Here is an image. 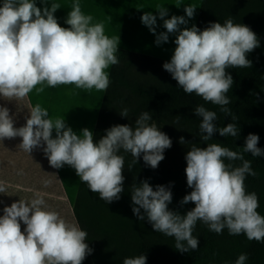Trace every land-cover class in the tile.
<instances>
[{"label": "clouds", "instance_id": "1", "mask_svg": "<svg viewBox=\"0 0 264 264\" xmlns=\"http://www.w3.org/2000/svg\"><path fill=\"white\" fill-rule=\"evenodd\" d=\"M3 0L0 6V97L22 100L35 90L39 95L45 87L75 85L85 91L106 92L110 79L106 71L119 63L116 56L119 37L105 34L102 22L93 23L79 0H74L65 18L68 27H62L54 15L60 4L40 0ZM179 7V6H177ZM195 7L184 6L185 16L168 15L165 5L156 11L166 32L156 33L157 16L151 11L141 16V22L155 36L156 45L168 42L169 34L178 33L170 61L163 64L178 86L186 94L201 97L205 102L220 106L225 117H237L227 107L226 95L233 86L229 68H250L247 54L260 46L257 35L246 25L234 23L231 18L210 23L201 30L190 28ZM200 118V139L207 142L215 133L221 137L238 138L240 128L231 122L217 126V113L203 105L194 108ZM119 114L128 118L129 110ZM149 111L135 119L134 126L114 125L105 130L98 141L88 128L75 132L64 118L52 119L48 110L39 103L31 106L26 123L15 127L7 107L0 106V141L21 138L17 147L29 155L41 149L54 169L65 165L75 170L79 180L97 193L100 200L112 203L124 191L125 159L119 153L133 157L128 169L137 164L142 155L145 165L152 169L164 159V151L172 146L169 136L160 131ZM179 122V116L177 119ZM55 132V137H53ZM259 136L249 133L242 152L207 143L206 147L193 144L186 153V181L192 189L180 201L195 205L186 214L169 210L172 202L170 187L147 180L133 183L130 188L132 212L139 220H147L156 233L174 238V247L181 253L198 250L199 240L193 235L197 222L209 231L229 235H245L249 241L264 242V215L255 192H247L245 179L257 173L243 153L253 157L264 156L258 147ZM180 143H186L180 138ZM227 161V162H226ZM240 161L239 165L234 162ZM48 182L45 181V184ZM7 192L6 182L0 181V193ZM143 210V214H141ZM21 222L25 227L21 228ZM88 233L76 223H70L58 212L48 210L40 193L30 201L19 199L3 208L0 216V264H82L93 252L86 243ZM247 253L238 255L234 264H246ZM123 264H147L143 254L123 259ZM230 264V262H225Z\"/></svg>", "mask_w": 264, "mask_h": 264}, {"label": "trees", "instance_id": "2", "mask_svg": "<svg viewBox=\"0 0 264 264\" xmlns=\"http://www.w3.org/2000/svg\"><path fill=\"white\" fill-rule=\"evenodd\" d=\"M228 18L248 26L260 43L247 54V59L252 62L250 68L226 70L234 81L226 94L231 101L227 107L237 117L236 121L225 117L220 106L205 102L195 93H184L171 74L164 70L165 62L152 60L147 63V59L122 52L117 56L119 63L111 66L110 85L103 97L94 140L98 141L105 135V130L114 125L134 126L135 119L142 112L149 111L153 117L150 123H155L169 136L172 146L164 151V159L155 169L145 165L141 155L129 171L133 157L121 151L119 154L125 159L124 191L120 199L112 203L100 200L97 193L80 182L77 198L72 204L73 213L77 224L88 233L86 243L93 249L82 264H123L124 258L141 254L147 257V264H225L226 261L234 264L241 253L249 256L246 264H264V242L249 241L243 234L229 235L227 229L216 234L198 221L193 230V235L199 240L198 250L181 253L174 247V238L156 233L146 219L139 220L132 212L131 185L144 180L154 190L156 185L170 187L172 202L168 205L169 210L186 214L195 207L191 202L180 204L183 197L192 191L187 186L185 156L193 144L206 147L207 143H218L242 152L245 138L252 133L260 138L257 146L264 149V0H203L196 26L203 30L210 23L223 24ZM139 60L141 69L135 72V67L140 66ZM153 64L155 70L151 66ZM198 105L217 113L218 127L237 123L239 137H221L217 132L211 140L202 141L200 118L193 111ZM125 108L129 110L128 118L119 114ZM181 137L186 143H180ZM243 155L251 161L257 173L255 177H246V191L257 194L260 204L257 211L264 215V156ZM234 163L239 165L241 162Z\"/></svg>", "mask_w": 264, "mask_h": 264}, {"label": "rangeland", "instance_id": "3", "mask_svg": "<svg viewBox=\"0 0 264 264\" xmlns=\"http://www.w3.org/2000/svg\"><path fill=\"white\" fill-rule=\"evenodd\" d=\"M54 1L60 6L64 4L63 0H52V2ZM50 2L51 0H49V6ZM202 2L203 0H103V5L101 1L98 5L94 3V7H90L91 3H88V6H81V9L86 15L93 16V23L102 22L104 24L105 34L109 38L120 36L116 56L129 51L139 56L140 59H147V63L152 60L168 62L176 47L174 40L178 33L169 34L168 42H162L158 46L155 43L156 36L142 24L141 16L147 11H151L153 15L157 16L156 33L159 34L166 32V29L156 11L157 5H165L168 9L165 19L171 18L172 15L185 16L188 19L184 12V6L191 5L196 8L194 18L189 19L186 26L181 25L182 30L184 27L190 28L192 25H196ZM2 3L3 0H0V6ZM36 4L37 7H44L40 0H36ZM70 9V7L61 6L54 14L57 19L60 17L59 14L62 15L64 21L58 22L62 27H68L65 24V18ZM139 63L140 66L135 67V72H139L141 69L142 62L139 60ZM151 66H154L155 70V65ZM110 67L106 70L108 73ZM104 94V91L95 89L89 92L78 89L75 85H60L54 88L45 87V91L39 95L34 90L29 94V97L33 106L39 103L48 110L49 117L52 119L64 118L66 124L75 132L79 133L82 129L88 128L94 133L93 121L95 120L96 123ZM81 111L87 115L85 119L80 117L78 112ZM53 137H55V132H53ZM59 171L67 194L75 202L81 182L79 177L75 170L68 165Z\"/></svg>", "mask_w": 264, "mask_h": 264}, {"label": "crops", "instance_id": "4", "mask_svg": "<svg viewBox=\"0 0 264 264\" xmlns=\"http://www.w3.org/2000/svg\"><path fill=\"white\" fill-rule=\"evenodd\" d=\"M63 1L64 4L61 6L70 8L74 2V0ZM100 1L103 5V0H79L82 7L88 6V3H91L90 7H94V3L98 5ZM59 16L58 22L60 23L64 20L62 15L59 14ZM125 53L132 52L125 51ZM110 70L111 67L108 74H110ZM0 106L9 109V114L14 119V126L20 127L26 123L25 117L33 105L28 95L26 98L16 101L0 97ZM78 113L84 119L87 117L83 111ZM97 120L96 123L95 120L93 121L94 132ZM20 142L21 138L19 137L0 141V181L6 182L7 186V192L0 193V216L3 215L5 206H10L19 199L30 201L35 193H40L46 201L48 210L56 211L68 222L77 224L72 207L74 201L67 194L59 169H54L49 165L48 159L41 149H35L30 155L20 150L17 147ZM45 181L48 183L45 184ZM24 227L25 225L21 222L22 230Z\"/></svg>", "mask_w": 264, "mask_h": 264}]
</instances>
